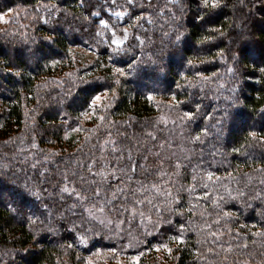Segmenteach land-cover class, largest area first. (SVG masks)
<instances>
[{
    "label": "trees",
    "instance_id": "16d2710c",
    "mask_svg": "<svg viewBox=\"0 0 264 264\" xmlns=\"http://www.w3.org/2000/svg\"><path fill=\"white\" fill-rule=\"evenodd\" d=\"M110 8L128 12L121 49L100 36L102 20L121 33ZM8 11L0 264H264V0H0Z\"/></svg>",
    "mask_w": 264,
    "mask_h": 264
},
{
    "label": "rangeland",
    "instance_id": "374dc122",
    "mask_svg": "<svg viewBox=\"0 0 264 264\" xmlns=\"http://www.w3.org/2000/svg\"><path fill=\"white\" fill-rule=\"evenodd\" d=\"M108 13L117 21L119 22V24L122 26V29H121V33H114L113 31H111V27L109 25H107V23L102 20L101 21V24L102 26L106 29V31H102V33L100 34L102 40L106 41L105 37H106V33H110L112 35V41H111V44L113 46V48L115 49H121L123 48V46L126 44V41L128 40L129 38V30L123 25L124 23V20L125 18L127 17L128 15V12H121V11H115L114 9L110 8L108 9ZM144 15V14H142ZM141 14L140 15H136L134 18H137L139 17V22L136 26V29H141L143 32L146 30V29H149L151 28V25L148 26V24L145 22L144 23V20L141 19ZM17 16V13H14L12 11H8V12H5V13H0V31H3L5 29V27H7L10 23L11 24H14L15 20L17 19L16 18ZM130 22V21H129ZM141 32V31H140ZM119 42V43H117ZM95 43V42H94ZM75 54H77L79 57H81V60H95L96 58V54H94L93 52H90L88 50H85V49H82V48H74L72 49ZM114 57L112 56H109V60H112ZM118 72L120 73V71L115 70V72ZM112 96H113V93H109V92H106L102 95H99L97 97H99V99H97V97L94 99V101L92 102V106H109V104H111V100H112ZM194 101V98L191 97L190 100H188V102L190 104H192ZM170 102H174V100H171ZM180 102L177 101L176 104H179ZM93 112V111H92ZM88 117L90 118V115H88ZM88 120V119H86ZM252 124H255V123H252ZM250 208H253V207H250ZM113 255V254H112Z\"/></svg>",
    "mask_w": 264,
    "mask_h": 264
},
{
    "label": "snow or ice",
    "instance_id": "6c2138e0",
    "mask_svg": "<svg viewBox=\"0 0 264 264\" xmlns=\"http://www.w3.org/2000/svg\"><path fill=\"white\" fill-rule=\"evenodd\" d=\"M204 6L205 7L216 8V7L219 6V0H204ZM117 43H119V42H117ZM97 99H99V97H97ZM149 99H151V97H149ZM132 170L135 171V169H132ZM95 194L99 195V192H96Z\"/></svg>",
    "mask_w": 264,
    "mask_h": 264
}]
</instances>
